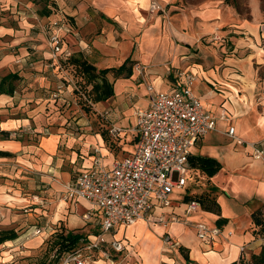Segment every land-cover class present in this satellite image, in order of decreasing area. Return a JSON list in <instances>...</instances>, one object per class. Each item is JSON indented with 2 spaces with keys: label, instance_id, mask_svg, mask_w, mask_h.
<instances>
[{
  "label": "crops",
  "instance_id": "obj_1",
  "mask_svg": "<svg viewBox=\"0 0 264 264\" xmlns=\"http://www.w3.org/2000/svg\"><path fill=\"white\" fill-rule=\"evenodd\" d=\"M51 2L0 0V231L19 233L0 246V251L8 248L1 254L3 264L38 262L55 229L76 234L89 226L99 233V210L87 201H66L65 186L84 170L109 169L134 155L135 114L151 105L148 87L170 91L181 71L197 75L194 93L209 113L218 118L225 109L229 116V121L217 119L216 130L191 150V156L215 159L222 169L208 178L191 166L185 187L174 191L180 200L172 195L173 208L154 209L146 220L108 234L109 243L124 248L112 252L114 262L96 252L93 264H240L245 253L258 254L264 242L251 234V215L264 207V159L254 160L226 134L233 127L246 143L264 140L255 68L264 65V24L257 7L250 19H242L224 0L190 6L182 0ZM152 3L160 10L151 12ZM59 15L73 28L64 33L72 53L64 69L48 48L50 26ZM73 61H87L97 72L132 62V74L109 73L112 97L91 100L87 113L72 85L84 82ZM137 64L142 72L135 70ZM193 173L203 183L194 189L188 187ZM186 196L215 200L221 216L202 207L187 215ZM172 214L188 224L158 222ZM220 218L227 219L223 228L216 226ZM198 223L222 234L205 244L196 236Z\"/></svg>",
  "mask_w": 264,
  "mask_h": 264
},
{
  "label": "built area",
  "instance_id": "obj_2",
  "mask_svg": "<svg viewBox=\"0 0 264 264\" xmlns=\"http://www.w3.org/2000/svg\"><path fill=\"white\" fill-rule=\"evenodd\" d=\"M157 10L160 7L152 3L150 11ZM71 31L72 25L63 15H59L50 26L48 48L52 60L61 69L72 58L64 42V33ZM135 70L142 72L143 67L137 64ZM196 81L195 73L181 71L170 91L160 92L149 86L151 105L135 114L137 147L134 155L115 161L109 169L94 167L84 170L65 186L66 201L91 203L101 213L102 220L99 233L85 242L84 250L64 255L59 264H93L92 256H85L83 251H100L107 260L114 262L112 252H120L124 247L118 241L109 243L106 234L146 220L154 209L170 211L173 208L174 191L183 189L187 183L192 148L216 130L217 119L230 120L225 109L216 118L204 108L201 98L194 93ZM72 85L86 103L92 104L78 84L73 82ZM226 134L234 142L244 145L254 160L264 159V141L246 143L236 135L233 127ZM200 208L199 202L190 201L186 203V214ZM158 222L167 227L170 223L187 224L188 220L172 214L169 218L160 217ZM195 231L197 238L205 244H212L222 234L221 229L204 223L196 224ZM245 250L243 247L241 252Z\"/></svg>",
  "mask_w": 264,
  "mask_h": 264
},
{
  "label": "trees",
  "instance_id": "obj_3",
  "mask_svg": "<svg viewBox=\"0 0 264 264\" xmlns=\"http://www.w3.org/2000/svg\"><path fill=\"white\" fill-rule=\"evenodd\" d=\"M227 6L239 8L237 0H225ZM79 67V73L83 77V84L85 87L91 85L92 90L90 91L89 100L98 103L110 99L113 95L112 84L108 80L107 75L113 73L114 78H128L132 74L133 63L129 62L127 65L119 69H110L97 72V69L87 61L75 62ZM81 85V84H80ZM7 155V154H6ZM190 164L193 169L199 170L205 174L208 178L214 177L222 169V165L215 159L205 158L201 156H191ZM197 201L200 203L203 210L207 212L215 213L221 216L220 205L208 197H199L198 199L189 196L185 197V201ZM252 227L251 234L255 239H264V207H260L255 210L252 215ZM227 224V219L220 218L216 222V226L223 228ZM19 237V233L14 230L0 231V246L6 242L14 241ZM88 235H79L74 232H66L64 229H56L50 236L49 242L52 251H54L55 261L57 264L61 258L69 253H74L78 250H84L85 242L87 241ZM181 253H184V249L181 247ZM189 261V259H186ZM235 264V263H234ZM240 264H249L242 259ZM251 264H264V244L261 251L258 254L251 256Z\"/></svg>",
  "mask_w": 264,
  "mask_h": 264
},
{
  "label": "rangeland",
  "instance_id": "obj_4",
  "mask_svg": "<svg viewBox=\"0 0 264 264\" xmlns=\"http://www.w3.org/2000/svg\"><path fill=\"white\" fill-rule=\"evenodd\" d=\"M53 1V0H50V2ZM201 0H182V3L184 6H190V5H194V4H197L198 2H200ZM225 2V0H224ZM238 4H239V8L236 9L235 7H232V6H229V7H232L233 9H235V11L239 14V16L242 18V19H250L252 13H253V9L257 7V9L261 12V14L263 15V21L262 23L264 24V0H237ZM53 3V2H51ZM226 4V3H225ZM216 37V35H214L213 38ZM256 71H257V83H258V88H259V95H260V100H258V104H260V108H259V111H262L264 110V95H263V91H264V65H256ZM78 86L81 87L82 91L86 94V96L88 97V99L91 97L90 96V86H87L85 87V85L82 83L81 85L78 84ZM92 99V98H90ZM82 106L84 107V109L87 111V113H89L91 111V109L88 108V104L86 102H84L82 100L81 102ZM261 141H264V140H261ZM261 141H258V142H261ZM258 142H250V143H258ZM249 156L251 157V155L249 154ZM252 158V157H251ZM192 178L194 180L193 181H190L188 183V187H192V189H194L195 187H200L202 186V182L201 180L199 179V177L193 173L192 174ZM191 189V190H192ZM180 196H178V193H174L173 195V199H179L180 200ZM199 197H196V199H198ZM188 224V223H187ZM56 230V229H55ZM58 230H61L60 228ZM75 232L76 234H79V235H97L98 234V231L97 230H93V229H90L89 226H87L86 228H77L75 229ZM107 238H108V234L105 235ZM50 239V238H49ZM263 240L264 242V239H261ZM163 241H166V238H164ZM165 248H168L169 250H172L168 245L165 244ZM8 248H6L5 250L3 251H0V259H6L4 258L3 255H1L3 252H6ZM54 251H52L51 249V245H50V242L48 240L47 244L42 248V251L40 252V255H39V260L38 264H57V262L55 261L54 258ZM83 254L86 256V255H91L93 260L97 259L98 260V257H95V253H90L88 251H83ZM255 253H245L244 255V259H245V262L251 264V256L254 255ZM126 257V256H125ZM123 257V258H125ZM8 259V257H7ZM0 263L3 264L4 263V260H0ZM7 263V262H5ZM34 263V264H36ZM59 264V263H58Z\"/></svg>",
  "mask_w": 264,
  "mask_h": 264
}]
</instances>
